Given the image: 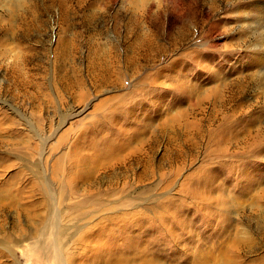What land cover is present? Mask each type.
Returning a JSON list of instances; mask_svg holds the SVG:
<instances>
[{"label": "rangeland", "instance_id": "obj_1", "mask_svg": "<svg viewBox=\"0 0 264 264\" xmlns=\"http://www.w3.org/2000/svg\"><path fill=\"white\" fill-rule=\"evenodd\" d=\"M15 1H0V135L13 145H0V176L32 179L41 160L50 177L64 153L67 172L79 143L111 136L122 161L93 168L91 184L85 163L72 182L63 173L62 215L51 227L21 215L12 258L0 233V264H264V153L208 138L219 122L264 127L259 0ZM17 74L30 86L16 87ZM28 181L11 193L27 208L41 202ZM41 238L61 256L39 250Z\"/></svg>", "mask_w": 264, "mask_h": 264}, {"label": "bare ground", "instance_id": "obj_2", "mask_svg": "<svg viewBox=\"0 0 264 264\" xmlns=\"http://www.w3.org/2000/svg\"><path fill=\"white\" fill-rule=\"evenodd\" d=\"M0 1H2L3 4H8V5H11V4L15 5V3H16L15 0H0ZM256 2H257V7L256 6L255 7L257 8L256 10L259 13V16L257 18V21L255 20L257 23L255 25H252L251 28H252L253 32L257 33V35H256V42L257 43L256 44L258 45L260 50H257V53L253 56V62L255 64H260V63L264 62L263 61L264 60V0H259ZM258 75L260 76L258 78V80L260 81V84L262 85L261 93L264 94V70L260 71ZM252 76H255V74H252ZM70 78H71V76H70ZM74 81L72 82L73 84L70 83L71 85L70 84L64 85V88L66 90H68V89L74 87V85H77V84H75L76 82L74 83ZM12 82L16 87L19 86L22 88H26V87H28V85L30 86L29 83L25 82V79H23L21 74H17L16 76H13ZM103 105H98V107H96V111H99L100 108L102 109ZM108 109H110V107L106 108V111H108ZM111 111H112L111 112V115H112L114 110H111ZM105 113L107 114L108 112H105ZM252 122L251 123L247 122V123L241 125L238 128V130H237V127H235V126L232 127V126H228L229 124L224 125L222 122H219L216 125L215 129L214 130L212 129L213 131H211V133L209 132L210 136L208 138L209 139L216 138V140H219L218 143H220L221 147L226 146L227 147V148L225 147L226 151L231 152L234 155L235 154L238 155L237 154V152H238L241 156L246 157L247 155H251V154L256 153L257 158H259V157L263 156V153H264V151H262L263 150L262 148H264V127H260V125H257L256 120L252 121ZM90 127L93 128L92 125ZM0 131H1V128H0ZM215 136H217V137H215ZM8 138H10V137H8ZM5 139H7L6 136H5ZM5 139H4V137H1V135H0V141H1L0 145L2 143H4L8 147L13 146L12 144L8 143V141L11 142L10 141L11 138L7 139L8 141ZM113 139H114V137L111 136L109 139H100L99 141H95V142H93V144H90L88 146H86V144L84 145L81 143H79L78 146L76 145L77 146L76 150H75L76 153L74 154V157L76 158V162L73 161L72 158L69 160V161H71V163L69 162L70 164L66 165V166H69L67 169L68 170L67 172L64 171V164H66V163H64L65 162V153H64L63 156L61 154H59L54 159V165L51 168L52 170L50 172V177L45 173V170L41 166V163H40L41 160L34 163L35 169H33L31 172L32 177H33L32 179L26 178L23 180L19 176V174H20L19 171L17 173L13 172L7 178H6V176L4 178H2L0 176V218H8L9 217V219L11 220V223H12L10 225L9 229L6 227H2V225H3L2 223L5 222L6 219H5V221H3L0 224V233L3 234V237L5 238L4 239L5 240L4 241V248H5V251L7 252L8 257H10V258L13 257L12 251H13L14 245L13 244L11 245V243H12L14 237L16 236L15 233L17 232V233H19V235H21V233H22L21 232L22 230H20L21 227L14 226V223L17 222V220L19 219V217L21 215L29 218L27 220H32V219L38 217L41 219V221L44 220L47 223L48 227L53 226L55 223V220H57L59 218V216L62 215L61 204H62V200L64 197H63V192H62V188H61V181H62L63 173L68 174V176H69L68 181L72 182L74 177H75V176H73L74 171L76 170V169H74L75 168L74 165L76 163L77 164L85 163L86 168L89 167V169H86V171L84 172L85 177H88V181L87 182L85 181L86 182L85 184H87V183L91 184V181L95 177H97V176H95V172L92 171L93 168H95L96 170H98L100 172L106 171V173H107V171L110 170L109 169L110 165L108 164L107 160H113L114 159V161H122V160H119L117 158L116 159L113 158L115 156L114 152H116L120 149L122 150L121 145L119 147H116V148L109 147V145L111 144ZM106 147H108L109 150L102 152V149H104ZM90 148L93 149L92 153L89 151ZM220 150H221V148H220ZM215 152H217V151L215 150ZM224 153H226V152H224ZM69 154H72V153H69ZM76 154H79V156L76 157ZM71 157H73V155H71ZM128 157H129V155H128ZM92 158H93V160H92ZM3 163H4V165L1 168V169H3V171H6L8 168H11L12 163L7 162V161H5ZM11 175L14 177V179L17 177L20 179V181H23V182H20V184H21L20 187L13 189L15 181H14V179L11 180V178H13V177H11ZM52 180H56L60 183V187L58 189L57 195H55V192L52 191L53 190L52 189V183H51ZM27 181L30 182V188L38 190L41 194V202L38 204H35V205L31 204L29 208L26 207V203H21L20 201H18L19 199L18 200L15 198L13 199V197L11 196V193H16V192H18V194L22 193L24 184ZM75 182H74V184L72 183V185H71L72 189L77 187ZM1 187H3V188H1ZM3 191H4V193H3ZM114 193H117V189L114 190ZM94 194H95L94 191H91L89 194H86V196L83 199H80L78 201L79 204L84 205L86 202H88L92 199ZM40 206L45 209L43 212L35 213L32 211L31 212L29 211L33 207H40ZM16 230H18V231H16ZM61 231H63V229H61ZM48 232H49V229H44V235H46ZM35 235H37V234H35ZM42 239L43 238H41L37 241L36 246H38V249L41 251H44L48 254H52V255L56 256L57 258H59L61 255L56 253L53 250V249H55V247L53 246V248H52L50 245L44 244ZM56 239H57V237H56ZM95 240L97 241V239H95ZM241 244H242V242H241ZM239 248H237V249H239V251H243L246 249V248L242 249L241 247H239ZM97 251L98 250L96 249V252ZM124 252L128 256H131V251H129L128 249H124ZM140 254H146V252L140 253ZM236 256H238V255H236ZM115 259H116V257H115ZM9 261H10V259H7V262H9ZM235 261H237V260H235ZM114 263L116 264L117 260H115ZM91 264H93V263H91ZM137 264H159V263L156 262L155 257L152 256L151 258H144L141 262L137 261Z\"/></svg>", "mask_w": 264, "mask_h": 264}]
</instances>
